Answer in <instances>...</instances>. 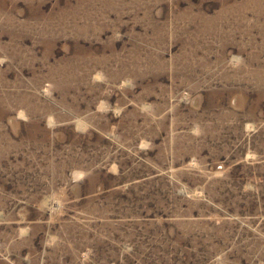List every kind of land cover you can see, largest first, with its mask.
<instances>
[{"label":"rangeland","instance_id":"obj_1","mask_svg":"<svg viewBox=\"0 0 264 264\" xmlns=\"http://www.w3.org/2000/svg\"><path fill=\"white\" fill-rule=\"evenodd\" d=\"M0 264H264V0H0Z\"/></svg>","mask_w":264,"mask_h":264}]
</instances>
